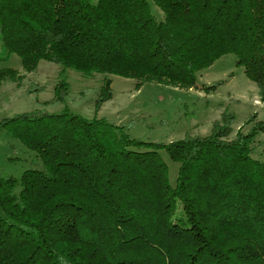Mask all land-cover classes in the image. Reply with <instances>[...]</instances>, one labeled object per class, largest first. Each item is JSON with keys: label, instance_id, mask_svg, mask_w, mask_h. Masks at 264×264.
I'll list each match as a JSON object with an SVG mask.
<instances>
[{"label": "trees", "instance_id": "16d2710c", "mask_svg": "<svg viewBox=\"0 0 264 264\" xmlns=\"http://www.w3.org/2000/svg\"><path fill=\"white\" fill-rule=\"evenodd\" d=\"M12 53L26 71L63 67L57 99L65 68L106 75L96 110L107 75L189 89L231 53L264 101V0H0V62ZM16 78L0 67V82ZM233 122L223 112L208 135L160 143L68 109L0 119L42 162L0 176V264H264V163L251 156L264 121L230 137ZM160 150L179 164L173 186Z\"/></svg>", "mask_w": 264, "mask_h": 264}, {"label": "rangeland", "instance_id": "374dc122", "mask_svg": "<svg viewBox=\"0 0 264 264\" xmlns=\"http://www.w3.org/2000/svg\"><path fill=\"white\" fill-rule=\"evenodd\" d=\"M0 67L17 72L16 79L0 82V119L35 110L59 113L68 109L84 117L97 116L122 125L131 137L160 143L181 139L186 133L208 135L223 112L234 116L230 137L239 128L245 131L248 128L245 122L252 115L257 121H264V101L258 97L256 84L247 78L243 66L236 65V56L231 53L215 59L199 72L195 86L189 89L156 82H146L138 89L132 78L107 75L111 79L112 97L98 110L95 100L106 76L102 73L90 76L65 68L68 88L57 99L55 85L62 66L40 60L34 70L26 71L19 56L12 53L7 61L0 62ZM31 84L43 89L28 93ZM251 146V156L264 163V130L258 131ZM160 155L173 186L179 164L165 150H160ZM41 163L35 151L6 130L0 131V176L19 178L24 170L39 168Z\"/></svg>", "mask_w": 264, "mask_h": 264}]
</instances>
